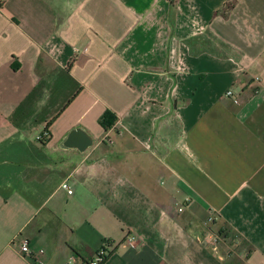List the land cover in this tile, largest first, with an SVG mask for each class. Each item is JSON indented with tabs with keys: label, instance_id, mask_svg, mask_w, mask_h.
Segmentation results:
<instances>
[{
	"label": "crops",
	"instance_id": "0c3cea01",
	"mask_svg": "<svg viewBox=\"0 0 264 264\" xmlns=\"http://www.w3.org/2000/svg\"><path fill=\"white\" fill-rule=\"evenodd\" d=\"M23 241L41 264H264V0H3L0 264H31Z\"/></svg>",
	"mask_w": 264,
	"mask_h": 264
},
{
	"label": "built area",
	"instance_id": "2783aa9c",
	"mask_svg": "<svg viewBox=\"0 0 264 264\" xmlns=\"http://www.w3.org/2000/svg\"><path fill=\"white\" fill-rule=\"evenodd\" d=\"M3 3V0H0V4ZM225 96L228 97V98H233V93L231 90H228L226 93H225ZM233 102L236 104L237 103V100L236 99H233ZM61 188L63 190H65L68 194H71V189L69 188V186H67V184H62L61 185ZM216 237L214 235H211V234H208L206 237H205V243H209L210 245H213L215 242H216ZM126 243L131 246V247H134L136 246L137 244V240L135 238V236H128L126 238ZM108 244H104L95 254L94 256L92 257V259L88 262V264H101L106 255H107V252H108ZM20 251L22 253V256L23 258L30 262L31 264H41V261H40V256L42 255L43 251L42 250H32L28 243L26 241H23L21 242V245H20Z\"/></svg>",
	"mask_w": 264,
	"mask_h": 264
},
{
	"label": "trees",
	"instance_id": "16d2710c",
	"mask_svg": "<svg viewBox=\"0 0 264 264\" xmlns=\"http://www.w3.org/2000/svg\"><path fill=\"white\" fill-rule=\"evenodd\" d=\"M115 121H116L115 115L109 110H106L105 113L101 116L99 124L103 128L104 131H107L109 128L112 127ZM45 133H46V136L48 137L49 135L47 134V129H45ZM47 137H45L42 142H45V140H47Z\"/></svg>",
	"mask_w": 264,
	"mask_h": 264
},
{
	"label": "water",
	"instance_id": "95a60500",
	"mask_svg": "<svg viewBox=\"0 0 264 264\" xmlns=\"http://www.w3.org/2000/svg\"><path fill=\"white\" fill-rule=\"evenodd\" d=\"M79 134H80V132H79V130H77V129L71 131V132L68 134V136H67V141H68L69 143H70V142H74L75 139L77 138V136H79ZM66 145H67V146L64 147V148L69 147V146H68L69 144H66ZM91 145H92V142H91V140L89 139V140H86L85 143L81 144V145L78 146V147H74V148L78 149L80 152H84L86 149L90 148Z\"/></svg>",
	"mask_w": 264,
	"mask_h": 264
}]
</instances>
